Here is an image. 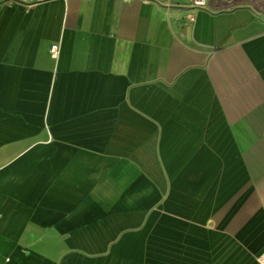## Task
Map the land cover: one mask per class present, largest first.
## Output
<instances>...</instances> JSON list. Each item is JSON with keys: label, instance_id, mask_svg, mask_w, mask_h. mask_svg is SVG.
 I'll return each instance as SVG.
<instances>
[{"label": "crops", "instance_id": "obj_1", "mask_svg": "<svg viewBox=\"0 0 264 264\" xmlns=\"http://www.w3.org/2000/svg\"><path fill=\"white\" fill-rule=\"evenodd\" d=\"M262 250L264 7L0 0V264Z\"/></svg>", "mask_w": 264, "mask_h": 264}, {"label": "built area", "instance_id": "obj_2", "mask_svg": "<svg viewBox=\"0 0 264 264\" xmlns=\"http://www.w3.org/2000/svg\"><path fill=\"white\" fill-rule=\"evenodd\" d=\"M189 5L192 7V8H203L204 7V4H205V0H187ZM257 3L260 4L261 7H264V0H255ZM186 18L189 20V21H192L193 20V15L192 14H188L186 16ZM49 51H50V54L52 56H55L56 55V46L53 44L49 47ZM257 264H264V250H262L259 254H257L256 258H255Z\"/></svg>", "mask_w": 264, "mask_h": 264}]
</instances>
